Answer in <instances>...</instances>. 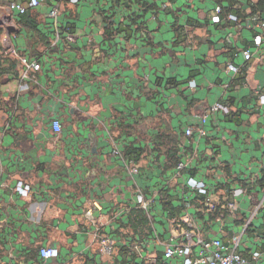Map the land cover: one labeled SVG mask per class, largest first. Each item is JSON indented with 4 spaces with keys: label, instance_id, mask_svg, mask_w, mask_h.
Wrapping results in <instances>:
<instances>
[{
    "label": "crops",
    "instance_id": "obj_1",
    "mask_svg": "<svg viewBox=\"0 0 264 264\" xmlns=\"http://www.w3.org/2000/svg\"><path fill=\"white\" fill-rule=\"evenodd\" d=\"M8 1L0 0V264L138 263L130 240L147 245L149 262L184 229L216 234L219 212L208 220L190 177L216 202L246 189L219 232L242 234L264 197V27L248 0L237 3L247 16L238 22H214V0H21L46 44ZM56 3L75 36L59 46L48 16ZM218 102L228 112L210 111ZM202 124L205 136L186 134ZM19 182L28 194L15 190ZM255 225L242 236L245 254L264 233V205ZM107 233L118 239L111 254L100 244ZM43 245L59 257L44 261Z\"/></svg>",
    "mask_w": 264,
    "mask_h": 264
},
{
    "label": "built area",
    "instance_id": "obj_2",
    "mask_svg": "<svg viewBox=\"0 0 264 264\" xmlns=\"http://www.w3.org/2000/svg\"><path fill=\"white\" fill-rule=\"evenodd\" d=\"M43 0H30V6L37 7L41 4ZM78 2L79 0H73ZM8 9L14 15H23L27 12V6L21 0H10L8 1ZM222 8L220 5L215 7V15L212 17L214 22H222L223 20L238 22V17L233 14H228L226 17L221 15ZM60 15V3H56L49 10L48 16L53 19L54 28V40L53 45L59 46L62 41H74V34L66 26L65 29L59 23ZM253 23L256 26L264 27V20L259 18V15L255 14L251 17ZM263 41L262 36L259 34L255 37V42L260 45ZM245 59H250L252 53L250 50H245L243 52ZM35 70L41 69V64L36 61H32L30 64ZM230 69L233 71H238L239 66L230 65ZM261 101L264 103V94L260 95ZM223 110L228 112V107L220 102L215 103L210 111ZM205 118H203V121ZM51 125L55 131L60 132L62 130V124L60 119L53 117L51 120ZM195 131L198 136H205L207 134V129L202 124L201 126L194 127L190 126L186 128V134L188 136H193ZM184 163L179 162L177 164L178 170L184 168ZM189 188L200 193L205 197V202L207 207L204 209L207 212L218 211L219 215L216 218L217 224L219 226V231L216 234L209 236H202L195 228L190 227L180 231L176 235H170L165 246L162 250L161 257H155L154 260L149 261L152 264H264V250H261L260 246L256 244V247L252 248L249 254H245L242 249V236L250 229H255V220L258 217L259 210L264 205V197L257 203L255 208L250 210L247 215L242 234H234L230 240H224L219 232L222 231L224 226V219L226 217H237V212L239 209V198L246 192L243 186L231 187L230 190L225 194V199L223 202H216L214 197H212V189L203 180H197L194 177H190L187 180ZM15 190L26 195L30 192V185L19 182L15 187ZM138 201L145 203V198L143 194L138 195ZM86 215L94 219V214L91 209H88ZM256 243L260 245L264 244V234H259L257 236ZM117 238L111 233L104 234L100 239V244L102 247V252L105 254H111L117 242ZM133 254H137L141 260L144 258L150 259V256L145 251L147 245L145 243L130 242L127 245ZM40 256L44 261L52 258H58L60 255L59 248L53 245H43L39 249ZM161 260V261H160ZM97 264V263H94Z\"/></svg>",
    "mask_w": 264,
    "mask_h": 264
},
{
    "label": "trees",
    "instance_id": "obj_3",
    "mask_svg": "<svg viewBox=\"0 0 264 264\" xmlns=\"http://www.w3.org/2000/svg\"><path fill=\"white\" fill-rule=\"evenodd\" d=\"M214 1H215L216 5L221 6V8H222L221 15L223 17L224 16L226 17L228 14H233V15L237 16L238 20H241V19L245 20V18L247 17L245 14H243V8L240 6H237V3L239 2V0H214ZM250 2L251 1L248 0V3L250 4L249 6H250V15L251 16L255 15V14H262L264 12V0H255L252 3H250ZM19 18H21L20 22L22 21L29 28L36 31V34H34V35H36L37 37L34 38V39H36L34 41L42 42V44L48 43V42H46V35L44 33L42 34L40 32V30L38 28V23L33 20L31 11H28L27 15H25V16L19 15ZM49 28H50V26H49ZM64 29H65V27H64ZM53 33H54V29H53ZM168 82L171 83L172 80H169ZM258 183L260 184L261 188H264V170L262 171V175L260 176V178H258ZM196 198L201 200L202 209L204 210L207 207L206 202H205V197L202 194L197 193ZM197 215L198 216H204L202 211H197ZM214 215H215L214 212L210 211L208 214V216H209L208 220L212 219L214 217ZM250 230L255 231V230H257V228L255 230H253V229H250ZM131 241L132 240H130V242ZM257 244H258V246H260L261 250H264V244H262V245H260L259 243H257ZM127 245H128V243H127ZM130 264H152V263L147 262L145 260H140L138 263H136V262H134V256H132ZM161 264H163V263L161 262Z\"/></svg>",
    "mask_w": 264,
    "mask_h": 264
}]
</instances>
